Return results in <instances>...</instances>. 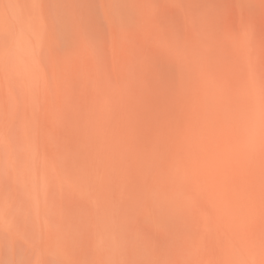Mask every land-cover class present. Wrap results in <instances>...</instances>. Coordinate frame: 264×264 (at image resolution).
<instances>
[{
	"label": "bare ground",
	"instance_id": "6f19581e",
	"mask_svg": "<svg viewBox=\"0 0 264 264\" xmlns=\"http://www.w3.org/2000/svg\"><path fill=\"white\" fill-rule=\"evenodd\" d=\"M262 4L0 0V264H264Z\"/></svg>",
	"mask_w": 264,
	"mask_h": 264
},
{
	"label": "rangeland",
	"instance_id": "374dc122",
	"mask_svg": "<svg viewBox=\"0 0 264 264\" xmlns=\"http://www.w3.org/2000/svg\"><path fill=\"white\" fill-rule=\"evenodd\" d=\"M164 6L166 7V5H164ZM164 6H162V7L165 8ZM163 8H162V9H163ZM165 9L169 12L168 9H171V8L167 6ZM166 10H164V11L166 12ZM233 10H234V12H235L236 14L238 13L237 7H236L235 5L233 6ZM170 11H171V10H170ZM257 15L260 16L261 18L264 17V4H262V6H261L260 9H257L256 16H257ZM258 16H257V17H258ZM262 19L264 20V18H262ZM230 20H231V19H230ZM258 20H259V19H258ZM263 20H262V21H263ZM232 21H233V20H232ZM260 21H261V20H259V22H260ZM262 21H261V23H262ZM263 23H264V22H263ZM105 25L108 26L106 22H105ZM106 26H105V27H106ZM107 28H108V27H107ZM44 138H46V137L44 136ZM68 193H69V194H67V195H68L67 200H69V198H70L69 195L72 194V193H70V192H68ZM67 195L65 196V199H66ZM74 196H75V195L72 194V196H71L70 199H72V198L74 199ZM75 197H76L75 199L78 198V199H77L78 202H80V203L82 202V204L85 202V201H83V200L80 201L81 198H79V197H77V196H75ZM73 199H72V200H73ZM67 200H66V201H67ZM69 201H70V200H69ZM140 223H141V224H140V225H141V228H143L142 230H143L145 233L148 231V232H152V233H153L154 235H156V236H159V237H162V236H163V234H164V233H163V230H164V229H162V228L165 227V226L162 225V226H160V227H154V226H152L149 222H146V221H142V222H140ZM189 225L192 227L193 230L195 229V230L198 231V232L201 231L200 227H198L197 225L193 224L191 221H190ZM144 232H143V234H145ZM140 237H143V236L141 235ZM140 237H139V238H140ZM11 247H12V246L9 244V248H7V252H8V250H10L9 252L11 253V255L8 253V255H9L8 257L11 258V260H9V264H16V262H17L18 260H19V261H18L19 263L17 262V264H20V263H21V264H22V263H23V264H27V262H26V263L24 262V261H27V260L30 261V262H28L29 264L32 263V262H31L32 259L29 258V257H31V253H28V252H30V251H28L27 248H25L24 245H19V244H18V246H16L15 249H13V248H11ZM19 247H21L22 249L19 248ZM12 250H13V252H11ZM19 250H20V251H19ZM16 251H17V252H20V255H21V256H20V255L18 256L17 254H19V253H17ZM14 252H15V254H14ZM16 253H17V254H16ZM25 253H26V255H29V257H28V256H24ZM18 257H21V258H18ZM26 257H28L29 259L26 258ZM45 257H46V258H47V257L49 258V260H48L49 262H47V264H51L52 262H53L52 264H69V263H66V262L60 260V259L57 258V257H56V258H55V257H51V256H45ZM145 257H146V256H145ZM10 258H8V259H10ZM12 258H13V259H12ZM16 258H18V259H16ZM53 258H55L56 260L53 259ZM15 260H17V261H15ZM145 263H146V262H144V261L142 262V264H145Z\"/></svg>",
	"mask_w": 264,
	"mask_h": 264
}]
</instances>
